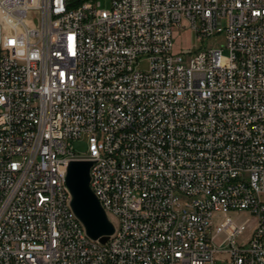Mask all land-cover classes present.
Segmentation results:
<instances>
[{"label": "built area", "instance_id": "obj_1", "mask_svg": "<svg viewBox=\"0 0 264 264\" xmlns=\"http://www.w3.org/2000/svg\"><path fill=\"white\" fill-rule=\"evenodd\" d=\"M0 264H264V0H0Z\"/></svg>", "mask_w": 264, "mask_h": 264}, {"label": "water", "instance_id": "obj_2", "mask_svg": "<svg viewBox=\"0 0 264 264\" xmlns=\"http://www.w3.org/2000/svg\"><path fill=\"white\" fill-rule=\"evenodd\" d=\"M90 161L69 162L66 169L65 184L70 193V207L84 226L87 236L105 243L114 228L98 200L89 188Z\"/></svg>", "mask_w": 264, "mask_h": 264}, {"label": "rangeland", "instance_id": "obj_3", "mask_svg": "<svg viewBox=\"0 0 264 264\" xmlns=\"http://www.w3.org/2000/svg\"><path fill=\"white\" fill-rule=\"evenodd\" d=\"M97 1L100 4V9H104V10L110 9L111 0H97ZM173 40H174V53L184 52V53H180L182 54L183 59H185L187 56L185 54L186 52H189V53L194 52L199 47L204 48L206 45L210 43L207 41L198 42L196 35L189 30H186L183 32H176L174 34ZM223 55H226L225 50L223 51ZM70 146L75 154L80 155V156L86 154L87 147H86L84 140L70 141ZM237 218L238 220H242V219L249 218V217L247 213L241 212ZM248 233H249V230L245 232V235Z\"/></svg>", "mask_w": 264, "mask_h": 264}, {"label": "trees", "instance_id": "obj_4", "mask_svg": "<svg viewBox=\"0 0 264 264\" xmlns=\"http://www.w3.org/2000/svg\"><path fill=\"white\" fill-rule=\"evenodd\" d=\"M76 1V3H80V2H82V1H84V0H75Z\"/></svg>", "mask_w": 264, "mask_h": 264}, {"label": "snow or ice", "instance_id": "obj_5", "mask_svg": "<svg viewBox=\"0 0 264 264\" xmlns=\"http://www.w3.org/2000/svg\"><path fill=\"white\" fill-rule=\"evenodd\" d=\"M14 43V42H13Z\"/></svg>", "mask_w": 264, "mask_h": 264}]
</instances>
